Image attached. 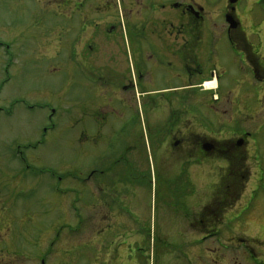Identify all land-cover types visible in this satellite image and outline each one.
I'll use <instances>...</instances> for the list:
<instances>
[{
  "label": "rangeland",
  "instance_id": "rangeland-1",
  "mask_svg": "<svg viewBox=\"0 0 264 264\" xmlns=\"http://www.w3.org/2000/svg\"><path fill=\"white\" fill-rule=\"evenodd\" d=\"M220 1L205 0V5L209 8L207 11L212 10V6H217ZM254 1L256 0H241L240 8L250 6ZM253 9L255 21L258 24L264 22V0ZM51 14L49 0H0V209L4 207L9 211L14 221V231L17 230L16 225H21L23 231H27L28 238L37 231H44L49 224L54 226L56 232L61 231V240L68 241V244H60V241L57 244L58 253L65 249L69 250V255L64 259L59 253L57 258H49V262L86 264L89 259L93 260L90 254L93 249L84 250L83 246L90 245L88 242L94 246L100 245L96 244L97 241H102L104 233L110 230L91 226L92 221L86 222L82 218L84 209H88L87 215L94 219L91 205L81 207V203L84 205L94 200L91 192L81 182L83 162L86 161L83 149L94 150L93 145L84 146L82 143V111L84 106L92 109L88 112L90 116H87L90 119L87 137L94 138L97 128L106 119V115L98 113L97 108L107 102V98L113 97L110 86H101L96 83V79L99 81L102 78L107 82V79L128 78L133 67L137 66V57L129 35H124L116 47L104 50L100 57L92 58L100 60L103 64L101 69H91L88 64L80 63L79 48L75 50L78 61L69 63L65 44L57 50L53 45L55 37L50 29ZM60 24L62 25L61 21ZM222 25L224 20L221 17L209 16L206 19L203 36L194 53L198 67H192V78L188 79L191 83H187L184 74L177 81L178 86L195 85L210 79L212 73L217 74L220 95L217 94L216 97L220 96L221 102H210L208 95L211 92H198L197 96L199 89L185 90L177 99H156L154 107L145 109L149 114L143 111L139 114V120L133 128L136 150L141 148L142 154L150 157L155 173L153 180L156 181L151 190H139V193L143 192L140 195L141 201L147 205L146 225L150 240L148 245L145 244V250L149 255L148 264H192L194 259L193 264L206 263L205 259L196 258L205 249L204 243L198 244L189 239H201L206 234L202 231L206 229L167 219L168 213L164 211V207L172 198L167 189L162 187L166 176H173L187 168L190 176L199 181L195 185L199 196L196 195L193 199L208 196L209 186L202 180L207 175L209 183H216V174L223 171L225 163L213 160L208 163L198 161L195 164L185 160L184 156L193 150L197 133L198 137L209 134L214 139L236 141L234 125L240 124L251 135L254 150L264 161V107L260 112L257 104V97L264 92V85L249 78V66L241 52L229 40L226 31L212 28ZM252 33L255 35L246 32L248 37L244 38L245 44L264 45V33H259V36ZM61 40L64 42L62 38ZM167 41L170 43V40ZM153 56L156 58V55ZM170 56V60H175ZM185 58L192 59L189 55ZM145 64L152 68L155 88H163L170 83L171 87L175 86L176 80L171 78L173 74L164 64L162 68H154L151 63ZM221 95L230 97L227 99L228 104L222 100ZM132 102L133 108L140 105L144 109L146 106V100L143 102L137 96L133 97ZM113 106H117L115 102ZM239 111L253 119H238ZM171 113H175V117L170 116ZM108 115L110 124L117 125L123 121H116L113 114ZM174 118L175 121L178 118L179 127L175 129L173 136L180 139V144L169 149L165 157H159L148 131L158 129L166 122L174 123ZM195 123L200 124L197 130L194 129ZM109 129L110 125L102 130L101 135L105 134L107 137ZM106 139L101 143L103 147ZM141 140L146 143L145 147ZM136 153L135 151V156ZM92 160L93 157L87 158L89 163ZM184 162L186 164L182 165ZM146 166L140 164L137 168L144 170ZM248 167L252 178L255 171L252 159ZM88 187H93L91 182ZM262 190L264 191V184ZM261 198L260 193L258 203ZM191 200L190 197L185 202L187 209H191ZM261 212L262 209L260 211L256 208L250 219L254 220ZM253 229L251 234L255 235L257 230ZM257 235L264 236V232L259 231ZM26 242L28 245L25 248L28 246L33 252L31 242ZM100 258L107 260V257Z\"/></svg>",
  "mask_w": 264,
  "mask_h": 264
},
{
  "label": "flooded vegetation",
  "instance_id": "flooded-vegetation-1",
  "mask_svg": "<svg viewBox=\"0 0 264 264\" xmlns=\"http://www.w3.org/2000/svg\"><path fill=\"white\" fill-rule=\"evenodd\" d=\"M240 1L230 4L229 0H221L220 4L212 6V10L207 11L209 8L205 5V0H61L60 2L49 0L52 13L50 29L55 37L53 45L57 50L63 43L65 44L69 63L78 61L75 50L79 48L80 63L88 64L91 69H101L103 64L100 60L96 61L92 58L100 57L104 50L116 47L115 45L120 43L124 35H129L130 44L137 57V66L133 67L128 78L107 79V82L102 78L99 81L96 79L99 85L106 88L110 86L113 97L107 98V102L97 108L98 113L106 115V119L101 123V127L97 128L94 138L87 137V125L90 122L88 112L92 109L90 106H84L82 111V143L84 146L93 145L94 150L83 149L86 161L83 162L81 182L82 186L87 187L91 192L94 200L84 205L81 203V207L87 208L91 205L94 219L87 215L88 209H84L85 214L82 213V218L86 222L92 221L91 226L110 230L104 233L102 241H97L96 244L100 245L94 246L88 242L90 245L83 246L84 250L93 249L90 253L93 260L89 259L86 264L149 263V255L145 247L150 240L146 225L147 205L141 201L140 195L143 192L139 193V190H151L156 181L153 180L155 173L150 157L142 154L141 148L136 150L133 128L139 120V114L142 111L147 113L146 107H154L156 99L167 97L177 99L185 90L199 89L197 96H199L198 92L202 94L211 92L208 95L210 102H221L220 96L216 97L217 94L220 95L217 74L212 73L210 79L195 85L178 86L177 82L184 74L187 83H191L188 79L192 78V67L193 69L198 67L194 53L203 36L204 23L209 16L223 18L224 25L212 28L226 31L229 40L241 52L249 66V78L264 85V53H262L264 45L261 43L246 45L244 39L246 32H251V35H255L252 32L257 35L264 33V22L258 24L253 16V7L261 3V0H256L242 9ZM58 23L61 26H58ZM167 40H170V43H167ZM153 55H156V58ZM170 55L175 60H170L168 58L171 57ZM187 55L192 59H186ZM145 62L151 63L154 68L164 66L169 68L170 73L173 74L171 78L176 80L175 86L171 87L170 83L166 84L168 87L155 88L152 68ZM152 79L153 83L150 82ZM210 81L215 82L213 91L203 88V83ZM263 94L264 92H261L257 97L260 112L264 107ZM135 96L140 97L143 102L146 100L144 109L140 105L133 108L132 99ZM221 97L228 104L227 99L230 97L224 95ZM114 102L116 107L113 106ZM108 114L115 115L118 122L122 119V123L110 124ZM238 115L237 118L244 121L253 119L240 111ZM170 116L175 117V113H171ZM178 124V118L176 121L174 118V123L166 122L153 131L149 129L148 134L153 138V147L159 157H165L169 149L176 148L180 144V139L173 136L175 129L179 127ZM108 125L110 129L108 136L105 137L101 132ZM199 125L195 123L194 129L197 130ZM239 125H234L237 132L236 141L214 139L209 134L198 137L197 133L193 150L184 156L186 161L195 164L213 160L225 163L223 171L216 174V183H209L207 175L206 178L201 179L207 182V187L209 186L207 197L193 199L196 195L199 196L195 186L199 181L190 176L187 168L186 170L183 168V171L173 176H166L165 182H162V187L167 189L172 198L171 203L164 207V211L168 213L167 219L174 223L182 221L187 226L197 225L206 229L202 231L206 234L201 239L189 238L191 242L204 243L205 249L200 255H196V258L205 259V264H264V236L257 235L259 231L264 232V191L262 190L264 161L257 156L255 146L251 144V135ZM148 128L149 126L146 127ZM105 138H107L106 145L103 147L101 143ZM141 141L145 147L146 143ZM88 157H93L92 162L87 161ZM250 159L253 160L255 169L252 178L248 167ZM140 164L147 166L144 170L138 169ZM185 164L184 162L182 165ZM90 182L93 187H88ZM260 193L262 198L258 203L257 197ZM190 197L191 209H187L185 202ZM256 208L260 211L262 209V212L252 220L250 215ZM8 212L4 207L0 209V264H55L49 262V258H57L59 253L64 259L68 257L69 250L64 249L58 253L57 244L60 241V244H68V241L61 240V231L56 232L54 226L49 224L46 226L47 229L40 231L41 233L33 231L34 235L28 238L23 226L16 225L17 230L14 231V221ZM253 228L257 230L255 235L251 234ZM44 235L46 238L43 237ZM135 239L137 245H134ZM26 241L31 242L33 252L28 246L25 248L28 245ZM131 241L133 243H130ZM206 243L208 244L205 245ZM100 257H107V260L104 261ZM58 264L68 263L62 261Z\"/></svg>",
  "mask_w": 264,
  "mask_h": 264
},
{
  "label": "bare ground",
  "instance_id": "bare-ground-1",
  "mask_svg": "<svg viewBox=\"0 0 264 264\" xmlns=\"http://www.w3.org/2000/svg\"><path fill=\"white\" fill-rule=\"evenodd\" d=\"M204 87L213 88V87H215V82L214 81L205 82Z\"/></svg>",
  "mask_w": 264,
  "mask_h": 264
},
{
  "label": "water",
  "instance_id": "water-1",
  "mask_svg": "<svg viewBox=\"0 0 264 264\" xmlns=\"http://www.w3.org/2000/svg\"><path fill=\"white\" fill-rule=\"evenodd\" d=\"M237 0H229L230 4H234Z\"/></svg>",
  "mask_w": 264,
  "mask_h": 264
}]
</instances>
